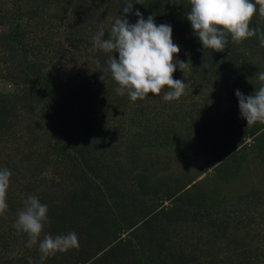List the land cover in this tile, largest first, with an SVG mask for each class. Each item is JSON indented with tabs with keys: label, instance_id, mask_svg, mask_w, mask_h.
Listing matches in <instances>:
<instances>
[{
	"label": "rangeland",
	"instance_id": "374dc122",
	"mask_svg": "<svg viewBox=\"0 0 264 264\" xmlns=\"http://www.w3.org/2000/svg\"><path fill=\"white\" fill-rule=\"evenodd\" d=\"M5 5L12 21L1 13ZM119 16L107 0H0V99L13 101L0 120V169L12 173L0 216V264H118L106 259L111 239L130 231L87 223L85 215L105 208L80 186L84 170L135 209H159L152 226L165 251L202 255L208 264H264V149L233 122L236 95L181 49L174 60L187 64L173 78L187 86L179 100L149 93L133 102L117 94L108 60L119 54L94 47L92 37L103 30L110 38ZM17 22L57 90L44 94V105L30 102L27 62L10 40ZM30 195L48 206L40 240L75 232L78 248L41 261L39 241L26 247L27 234L13 225Z\"/></svg>",
	"mask_w": 264,
	"mask_h": 264
},
{
	"label": "clouds",
	"instance_id": "9594fccd",
	"mask_svg": "<svg viewBox=\"0 0 264 264\" xmlns=\"http://www.w3.org/2000/svg\"><path fill=\"white\" fill-rule=\"evenodd\" d=\"M190 11L187 20L193 34L198 38L204 49L223 52L230 35L232 42L242 41L257 36L261 47H264V32L250 28L254 15L259 13L264 18V0H189ZM132 4H127L122 13L115 19L111 27L110 38L105 39V32L99 30L92 37L94 47L105 53H118L108 60V71L118 84L117 94L128 95L131 101L143 100L149 96H160L172 102L179 100L185 92L186 84L174 79L177 67L183 72L187 63L174 60L180 47L173 42L172 26L157 25L154 16L147 19L137 10L138 17L132 24L126 15L131 14ZM260 87L253 95L245 96L239 90L235 95L239 102V111L247 126L259 122L264 124V72L257 73ZM106 82V73L100 77ZM167 89V90H165ZM12 173L9 169H0V216H3L8 204L6 194ZM49 223L48 206L41 204L36 196H28L24 207L18 212L13 227L18 233L28 236L26 247H32L39 241L41 261L56 253H64L78 248V236L75 232L53 237L44 235L40 240L44 226Z\"/></svg>",
	"mask_w": 264,
	"mask_h": 264
},
{
	"label": "trees",
	"instance_id": "16d2710c",
	"mask_svg": "<svg viewBox=\"0 0 264 264\" xmlns=\"http://www.w3.org/2000/svg\"><path fill=\"white\" fill-rule=\"evenodd\" d=\"M77 1L85 3V0ZM107 3L113 4L114 10H118L119 15H124L122 9L127 4H132V13L125 16L132 24L136 23L138 19L134 15L138 10L145 19L150 15L154 16V22L157 25H171L172 35L181 52L194 60L197 67L201 68L203 72L216 79L228 94L235 95L236 90H239L245 96L253 95L255 90L259 89L260 81L257 73L264 72V47L260 46L259 33L239 44L232 42L229 35L226 49L223 52H215L211 49H204L193 34L190 22L187 20V13L191 7L189 0H107ZM1 9H4L1 10V13L3 16H8V20L14 15L13 11L6 8V5L1 6ZM11 27L13 26L10 25L9 28ZM22 27V23L17 22L16 30L10 40L19 47L17 52H21L27 62L24 70L26 71V84L30 87L29 91L32 92L30 102L35 105H44V94L56 95L57 90L49 79V72L44 71V58L40 59L42 55L38 51V47L31 44L28 46L27 36L22 33ZM250 28L260 29L261 32H264V18L260 17L258 11L250 23ZM12 102L9 96H3V99H0V120L3 114L13 107ZM234 105L239 108V104L235 101ZM235 118L236 120L233 122L243 129L242 132L249 129L247 135L254 137L260 150L264 149V124L257 122L252 126H247V122L241 117L239 110ZM81 153L76 151L73 153L78 155V159L75 155L73 156L76 162H79ZM68 155L70 156V154ZM83 172L80 186L87 189L88 196L93 203L97 204L99 208H105V212L97 210L94 211V215L90 211L85 215L87 219H90V222L87 223L93 226V229L99 228L103 222L102 225H110V227L115 225L117 233L130 231L127 238L121 236L119 239H111L106 259L109 257L118 264H208L205 263L202 255L185 254L183 250H174L173 248L167 252L161 248L162 246L158 247V235L161 233L157 227L152 226V220L155 216L163 213L158 212L159 209L153 212L135 209L119 190L100 184L101 180L94 174L87 173V170ZM115 211H119L118 224L115 223L113 216ZM83 217L84 214H80L79 220L84 221ZM153 232L155 233L152 234Z\"/></svg>",
	"mask_w": 264,
	"mask_h": 264
}]
</instances>
